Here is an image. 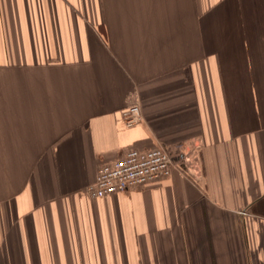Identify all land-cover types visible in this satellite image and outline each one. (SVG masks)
<instances>
[{"label":"crops","instance_id":"crops-1","mask_svg":"<svg viewBox=\"0 0 264 264\" xmlns=\"http://www.w3.org/2000/svg\"><path fill=\"white\" fill-rule=\"evenodd\" d=\"M262 98L264 0H0V264H264Z\"/></svg>","mask_w":264,"mask_h":264},{"label":"built area","instance_id":"built-area-1","mask_svg":"<svg viewBox=\"0 0 264 264\" xmlns=\"http://www.w3.org/2000/svg\"><path fill=\"white\" fill-rule=\"evenodd\" d=\"M141 120L142 113L138 104H132L122 111L125 127L134 126ZM176 165V161L162 146L129 149L115 160L100 165L94 179L85 187V192L90 198L125 194L131 188L171 176Z\"/></svg>","mask_w":264,"mask_h":264},{"label":"rangeland","instance_id":"rangeland-1","mask_svg":"<svg viewBox=\"0 0 264 264\" xmlns=\"http://www.w3.org/2000/svg\"><path fill=\"white\" fill-rule=\"evenodd\" d=\"M262 101H264V98H262Z\"/></svg>","mask_w":264,"mask_h":264}]
</instances>
